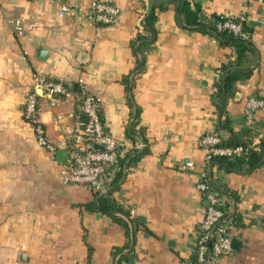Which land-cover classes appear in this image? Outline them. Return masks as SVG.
<instances>
[{"label": "crops", "instance_id": "obj_1", "mask_svg": "<svg viewBox=\"0 0 264 264\" xmlns=\"http://www.w3.org/2000/svg\"><path fill=\"white\" fill-rule=\"evenodd\" d=\"M104 1L121 8L113 24L87 22V0H0V264H116L113 251L128 240L131 252L119 264H187L206 208L195 186L206 167L198 140L212 132L241 135L246 98L264 100V0H187L199 6L203 24L214 16H244L251 29L253 48L240 68L253 70L222 93L221 104L213 88L222 65L236 60L233 46L186 27L178 0H170L156 3L155 39L134 54L136 35L150 34L143 20L149 0ZM62 4L73 14L60 17ZM8 19L19 21L21 34ZM39 47L46 50L43 59ZM136 58L143 61L140 73ZM35 72L65 83L73 94L82 88L97 94L105 130L125 150L147 147L134 163L124 161L119 187L108 192L113 173L104 193L135 220L132 239L97 208L93 189L61 183L55 154L38 144L23 120ZM73 97L57 98L53 106L47 96L39 98L40 121L52 143L63 138L57 115L71 127L81 118ZM137 110L144 136L137 133L133 143L128 131ZM224 118L228 128L219 127ZM255 125L264 145V107ZM208 178L234 216L230 231L238 240L217 264H264V156L251 172L214 164Z\"/></svg>", "mask_w": 264, "mask_h": 264}, {"label": "built area", "instance_id": "obj_2", "mask_svg": "<svg viewBox=\"0 0 264 264\" xmlns=\"http://www.w3.org/2000/svg\"><path fill=\"white\" fill-rule=\"evenodd\" d=\"M73 7L62 4L59 16L73 14ZM121 8L104 0H87V9L84 19L96 24H113L120 16ZM16 33H22V26L18 20L8 19ZM244 16L225 17L214 23L217 31H227L242 39L249 37L244 31ZM79 83H83L79 79ZM214 91L218 88L214 87ZM74 96L81 118L75 127L68 124L61 125L63 117L57 115L55 122L63 131V138L52 143L45 136L44 127L40 121L41 96H47L53 106L57 98ZM264 107L263 98L250 95L243 106L244 124L253 129V141L248 147L241 145H223L218 132L203 135L198 144L205 150V169L196 182V189L206 201L204 216L198 226L193 246V255L187 264H217L219 257L231 251L232 234L230 228L233 224V215L224 209L222 196L213 188L208 171L214 156L238 157L246 154L249 148L258 144L260 134L255 130L257 112ZM101 100L97 94L87 92L82 88L78 93H72L70 87L61 81L47 77L45 74L35 72L32 74V86L26 94L23 103L22 117L30 124L36 135L37 142L52 156L58 149L65 150V160L59 164L60 181L65 186L87 185L93 191L106 190V183L110 180L114 169L118 166L119 157L125 152L122 143L111 136L104 128L100 117ZM192 167V162L186 163Z\"/></svg>", "mask_w": 264, "mask_h": 264}, {"label": "trees", "instance_id": "obj_3", "mask_svg": "<svg viewBox=\"0 0 264 264\" xmlns=\"http://www.w3.org/2000/svg\"><path fill=\"white\" fill-rule=\"evenodd\" d=\"M156 7L157 5L154 4L150 12L147 15H145L144 28L147 31H149L150 34L148 35L137 34L135 37L136 39H134L131 42V47L134 54H137L138 52L136 46H138L139 49L141 45H145V44L149 45L155 39L156 30L154 27V22L156 20V14H155ZM198 12H199V6H195L194 8H191L190 3L187 0H181L179 13L182 16V20L184 21L185 25L190 26L189 28H192L194 30H198L210 35H215V37L220 41L221 44L231 45L236 50L235 62L222 65L221 77L219 83L217 84V88H218L217 103L221 104L222 93H225V95L231 93L233 91V83L243 76H248L253 70L252 68H247V69L240 68L241 62L244 61V59L246 58L247 52L251 51L253 48L252 43L250 41L251 29L247 26V24L244 23L243 25L244 31L249 35L247 39H242L238 36H234L232 33L227 31H217L214 23L216 21L223 20V18L214 16L210 20V25H206L203 24V22L199 19ZM201 24L204 26H210L214 30V32H211L204 27L195 26ZM215 32L218 33L219 35H216ZM142 66H143V61H140V59L136 58V66L134 68L136 70L135 73H140L143 68ZM231 68L234 69L230 70ZM124 80L128 86L131 84V82L129 81V74L124 78ZM134 115H135L134 119L130 123L129 131H128L129 136L131 137L133 143H135L137 140V136H136L137 133L144 136V128L142 126H137V122L135 121V118L138 116V110L135 112ZM228 125L229 122L227 118H224L223 120L220 119L219 121L220 128H228ZM255 130H257L256 125H255ZM252 131L253 129L247 127L243 123L242 134L235 135L234 133H231L229 137H221L222 144L232 145V146L241 145L243 147H248L249 144L252 142V141L250 142L249 139V136L253 133ZM143 141L146 142L145 137H143ZM147 151H148L147 147L146 148L143 147L142 149H139L135 146L129 147L128 149L125 150L123 156L119 157L118 167L114 169V176L110 182V188L108 189V192H111V190H114L119 187L123 175L124 161L127 160L128 165L134 163ZM263 156H264V145L260 140L254 148H249L248 152L242 156L232 157V158L227 156H214L211 160L210 167L208 168L209 169L208 175L210 174L211 167L214 164H217L220 167H224L228 171L251 172L263 162ZM99 192L94 191L95 196ZM104 193L99 198V206H100L99 210L102 212L116 211L121 213L122 215H118V214L114 215L107 212L108 214L111 215L112 219L115 222H117L119 225L123 227L126 237H128L129 239L130 228H133L134 230L136 227L135 220L131 217L130 213L127 210L123 209L121 206H118L113 201L108 200V197ZM91 206L92 207L95 206L94 201L91 203ZM233 221H234V216H233ZM129 247H130V242L128 240L123 247L114 249L113 258L116 260L117 262L116 264H119L122 261V259H125L128 256V254L131 252V248ZM125 249H127V251L123 252Z\"/></svg>", "mask_w": 264, "mask_h": 264}, {"label": "water", "instance_id": "obj_4", "mask_svg": "<svg viewBox=\"0 0 264 264\" xmlns=\"http://www.w3.org/2000/svg\"><path fill=\"white\" fill-rule=\"evenodd\" d=\"M170 0H149L148 2V7H147V10H146V14L147 15L151 8L153 7L154 4L156 3H164V2H168ZM180 5H181V0H178V12H179V8H180ZM145 20V16H144V19ZM186 27H190V26H187L185 25ZM195 26H198V27H204L206 28L207 30L211 31V32H214V30L210 27V26H204V25H195ZM195 26H192V27H195ZM216 35H219L218 33L215 32ZM46 54V50H44L42 47H39L38 50H37V57L40 58V59H43L44 58V55ZM77 89V85L74 84L73 85V90L76 91ZM223 95L225 96V93H223ZM55 156H56V160L58 163H62L64 160H65V150L63 149H58L56 152H55ZM104 193V191H100L96 196H95V204L97 206L98 209H100V206H99V198L100 196ZM108 213L110 214H118V215H122L121 213L119 212H116V211H107ZM130 237L132 239V231H131V228H130ZM238 244V240L237 239H232V243H231V246H234V245H237Z\"/></svg>", "mask_w": 264, "mask_h": 264}]
</instances>
